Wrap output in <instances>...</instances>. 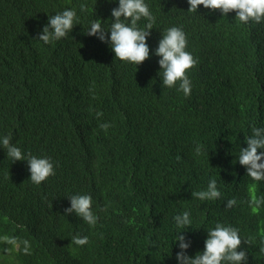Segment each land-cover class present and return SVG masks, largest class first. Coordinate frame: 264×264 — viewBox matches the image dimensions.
Returning <instances> with one entry per match:
<instances>
[{"label": "trees", "instance_id": "16d2710c", "mask_svg": "<svg viewBox=\"0 0 264 264\" xmlns=\"http://www.w3.org/2000/svg\"><path fill=\"white\" fill-rule=\"evenodd\" d=\"M145 3L156 21L150 57L136 66L86 34L93 21L110 27L118 0H0V137L55 167L34 184L27 161L11 162L0 148V264H178L177 233L194 257L218 222L251 240L238 249L247 264H264V203H252L264 200V181L238 161L251 127H264V23L202 5L189 12L187 0ZM66 8L78 17L69 36L37 39ZM173 26L198 60L187 97L179 82L163 85L155 55ZM211 179L220 199L191 194ZM76 194L91 195L95 225L64 214ZM229 199L236 205L226 207ZM185 211L191 227L178 229L174 217Z\"/></svg>", "mask_w": 264, "mask_h": 264}, {"label": "clouds", "instance_id": "9594fccd", "mask_svg": "<svg viewBox=\"0 0 264 264\" xmlns=\"http://www.w3.org/2000/svg\"><path fill=\"white\" fill-rule=\"evenodd\" d=\"M189 12H197L198 6L227 15L235 12L239 21L248 24L255 22L264 23V0H187ZM83 10V7L81 8ZM111 16L114 18L108 29L103 27L102 21H93L86 32L89 36L97 37L101 42L111 46L115 57L121 61L134 63L136 66L143 63L150 57V49L147 44V37L153 29L156 17L153 16L145 0H118V7L111 9ZM146 19L147 23L143 28L138 26V22ZM78 17L75 9L66 8L62 12L48 17V23L38 33L37 39L45 44L53 40L67 38ZM110 33V35H108ZM187 38L185 32L180 27H170L166 34L158 42L155 55L160 57L158 64L163 69V85L172 88L178 86L187 97L191 94L192 81L187 75L189 69L198 64L189 52L186 51ZM97 117L103 115L96 113ZM111 125L103 123L100 127L107 130ZM247 147L240 148L238 161L244 166L246 173L254 181H264V127H251V135L246 139ZM0 148L6 150V155L11 162L27 161L30 179L34 184H41L50 176L55 175V167L50 157H37L31 153L25 154L22 150L11 142L10 136L0 137ZM260 149L261 151H258ZM201 151L197 148V152ZM179 159V157H177ZM200 201H211L221 198L217 181L211 179L206 190L191 193ZM71 206L64 209V214L75 213L89 225H95L98 216L92 210L91 195L76 194L69 196ZM252 203L258 209L264 200L254 199ZM236 205L235 199H229L226 207L231 208ZM178 229L191 227L192 220L188 211L174 217ZM207 238L204 241V249L194 257L187 254V249L191 246V240L179 231L175 241H178L179 251L176 252L178 264H247L248 255L245 250H238L242 243L251 244L250 239L240 236V230L233 226H226L217 223L214 228L209 229ZM72 243L77 246H84L89 243L87 236H73ZM150 245L156 246V242L150 241ZM25 252L29 249L26 247Z\"/></svg>", "mask_w": 264, "mask_h": 264}]
</instances>
